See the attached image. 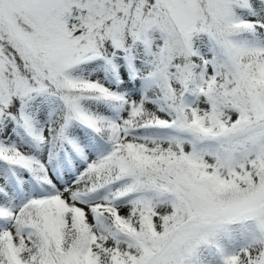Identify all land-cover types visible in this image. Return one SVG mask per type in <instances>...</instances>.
I'll return each instance as SVG.
<instances>
[{"label": "snow or ice", "instance_id": "obj_1", "mask_svg": "<svg viewBox=\"0 0 264 264\" xmlns=\"http://www.w3.org/2000/svg\"><path fill=\"white\" fill-rule=\"evenodd\" d=\"M0 264H264V0H0Z\"/></svg>", "mask_w": 264, "mask_h": 264}]
</instances>
